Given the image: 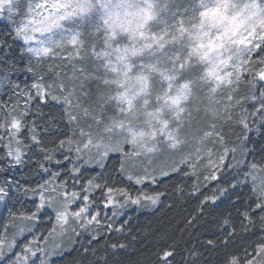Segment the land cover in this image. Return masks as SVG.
<instances>
[{"label": "snow or ice", "instance_id": "6c2138e0", "mask_svg": "<svg viewBox=\"0 0 264 264\" xmlns=\"http://www.w3.org/2000/svg\"><path fill=\"white\" fill-rule=\"evenodd\" d=\"M0 19L14 25L23 71L33 73L31 85L14 84L21 69L0 41V88L15 95L0 102V172L31 164L43 181L0 182L8 209L0 264H56L85 232L91 245L103 232L123 231L127 220L115 229L103 223L106 210L119 218L130 205H157L163 193L146 189L174 173L196 176L191 194L203 195L202 205L235 194L244 231L255 217L264 225V160H249L253 135L264 137V0H0ZM56 60L67 71L48 79L35 72ZM50 102L61 106L55 140L38 122ZM225 124L239 129L236 142L219 130ZM114 155L120 174L139 186L135 195L105 176ZM93 164L102 171L84 179ZM212 182L219 183L204 195ZM243 187L250 195L241 209ZM21 194L32 209L9 207ZM235 235L233 226L229 239ZM173 255L164 251L163 264ZM223 264H264V236Z\"/></svg>", "mask_w": 264, "mask_h": 264}, {"label": "trees", "instance_id": "16d2710c", "mask_svg": "<svg viewBox=\"0 0 264 264\" xmlns=\"http://www.w3.org/2000/svg\"><path fill=\"white\" fill-rule=\"evenodd\" d=\"M8 34L7 27L0 22V41L7 40L12 48L13 54L8 59L21 69L26 66L27 58L20 59L22 45L11 41ZM43 69L44 66L35 67V72L42 73L46 77ZM12 75V79L15 78L14 73ZM25 78L29 81L33 80V73H28ZM22 80L25 81V79ZM60 115L61 110L57 106L42 107L40 125L41 127L48 125L52 128L50 134L52 140H55L57 128L63 130L62 122L56 125L52 123L59 122ZM229 129L233 139L236 140L234 133L237 128L229 126ZM251 145L254 152L249 156V160H264V137L253 140ZM117 159L111 158L107 163L108 172L115 169ZM52 167L55 168V165ZM36 171L38 170L31 164L22 165L17 170V173L22 176L17 175L8 179L16 180L17 178L21 184L35 183L40 178L36 175ZM14 173L13 171V176H16ZM98 173V170H85L83 178L88 179L97 176ZM197 175L199 183L203 184L204 174L197 172ZM197 182L196 176L183 177L182 174L174 173L164 177L161 183L148 186L146 190L155 189L163 193L157 205L129 206L124 211V215L115 218L113 223V229H115L127 220L128 223L124 225L123 231L103 232L100 239L92 241L91 245L88 243L89 235L85 244L77 242L74 250L58 258L56 264H163V252L166 250L174 253L169 258L170 264H223L225 257L229 254L242 257L245 249L251 253L257 240L264 236L262 231L264 225L260 224L259 218L255 217V226H249V230L244 231L240 227L237 207L233 205V202L237 200L236 195L230 193L214 204L208 202L202 205L203 195L191 194L193 185ZM118 184L120 187L129 188L132 192H136L139 187L125 181H120ZM212 188L213 185H210L207 189H203L204 195H211ZM237 192L240 197L238 206L242 209L243 202L250 195V190L248 187H243L237 189ZM28 203V200L20 196L15 205L10 204L9 207H12L14 211L27 210L30 204ZM225 221L228 223L226 224ZM233 226L236 235L229 239L228 233L233 230ZM209 240L214 242L213 245H209ZM85 248L88 251L85 252Z\"/></svg>", "mask_w": 264, "mask_h": 264}, {"label": "rangeland", "instance_id": "374dc122", "mask_svg": "<svg viewBox=\"0 0 264 264\" xmlns=\"http://www.w3.org/2000/svg\"><path fill=\"white\" fill-rule=\"evenodd\" d=\"M0 22L1 23H3V24H5V26L7 27V30H8V32H9V37H11V41L13 40L14 41V39L12 38V36L10 35V33H11V31H12V28L14 27V25H12L9 21H7V20H5V19H0ZM17 43H19L20 45H22V42L21 41H16ZM49 64H51L52 65V69H50L49 68ZM60 64V62L58 61V60H56V61H46L44 64H42V65H38V66H36V67H41V66H44V69L42 70L44 73H46V77H45V79H48L50 76H52V72H53V70H55L56 72H64V71H67V69L66 68H64V67H58V65ZM24 68V67H23ZM23 68H21V71H19V72H15L14 73V76H15V78H13L12 79V74H11V80L13 81V83L14 84H18V82H20L19 83V85H20V88L21 89H23V88H25L26 86H28V85H31V83L33 82V80H28V79H26L25 77L27 76V72H24L23 71ZM20 78H22V79H25V81L23 82V80L21 79L20 80ZM53 78H55V77H53ZM28 80V81H27ZM12 100V101H15V95H14V89L11 87V86H7V87H2V88H0V102H3V103H7L9 100ZM84 103H85V106H87L88 105V103H89V101H87L86 99L83 101ZM48 105H52V106H57V107H59L60 108V110H61V106L59 105V104H56V103H54V102H50ZM45 106H43V108H44ZM35 111V110H34ZM31 119V118H30ZM85 119H88L89 120V122H90V118H85ZM41 120H42V118H41ZM39 122V124L41 123L40 121H38ZM219 130L220 131H222V133L225 135V137H226V139H228V140H230L231 142H236V140H234L233 139V135H232V133H230L231 132V129H229V125H227V124H225V125H223V127H221V128H219ZM239 131V129H237L236 131H235V133L236 132H238ZM230 137V138H229ZM252 139L254 140V141H256L257 139H259V137L258 136H255V135H253V137H252ZM253 140H251L250 141V143H249V147L250 148H252V145L251 144H253ZM253 149V148H252ZM187 150V149H186ZM112 158H118L117 159V165H116V167H115V169L112 171V172H108V171H106L105 172V176L108 178V180H109V183L110 184H113L114 186H116V187H120V185L118 184V182H120V181H125V182H129V181H127V179L125 178V177H123L121 174H120V172H119V167H120V163H119V157L118 156H113ZM111 159H109L108 161H107V163L110 161ZM20 167V166H19ZM19 167H17V168H15V169H9L7 172H0V181L3 179V178H12V177H17V175H19V176H22L21 174H18L17 173V170H18V168ZM70 167V166H69ZM86 170H98L99 172H101L102 170L98 167V166H96L95 164H93V165H91V166H88L87 168H86ZM13 171L15 172L14 174L16 175V176H13ZM184 171H187V172H190L191 170L190 169H185ZM197 172H201V173H203V174H206V170L203 168V167H201V168H198L197 169ZM63 174V173H62ZM179 174H182V176L183 177H188V176H190L191 177V175H188V176H186V175H184V173L183 172H181V173H179ZM66 178V177H65ZM85 179V178H84ZM16 180H17V178H16ZM37 181H40V182H43L42 180H41V177L37 180ZM217 182H212L211 184H209V186L210 185H214V184H216ZM35 183H31V185H34ZM136 194V192L134 191L133 192V195H135ZM21 196V198H25L26 200H28L29 201V209H32L33 208V204H32V199H31V197L30 196H24L23 194H21L20 195ZM19 199H20V197H19ZM131 206V205H130ZM129 207V206H128ZM127 207V208H128ZM126 208V209H127ZM126 209H124L123 210V212L126 210ZM28 210V209H27ZM107 212H108V215H107V219H104L103 220V223L104 224H107V223H109V222H112V223H114L115 222V218L114 217H112L111 216V209H108V210H106ZM104 212H105V210L101 207V216H102V218H103V216H104ZM7 217H8V210H6V208L2 205V204H0V219H7ZM48 227V221L46 220V219H42L41 220V222H40V224L38 225V228H39V230H41V231H43V230H45L46 228ZM89 237V233H87V232H85V233H83L79 238H78V244H85V242L87 241L86 239ZM58 258H61V256H58V257H56L55 258V260H57Z\"/></svg>", "mask_w": 264, "mask_h": 264}]
</instances>
